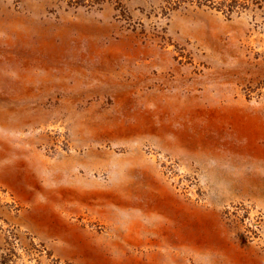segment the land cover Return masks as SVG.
I'll list each match as a JSON object with an SVG mask.
<instances>
[{"label": "rangeland", "instance_id": "1", "mask_svg": "<svg viewBox=\"0 0 264 264\" xmlns=\"http://www.w3.org/2000/svg\"><path fill=\"white\" fill-rule=\"evenodd\" d=\"M230 4L0 0V264H264V0Z\"/></svg>", "mask_w": 264, "mask_h": 264}, {"label": "trees", "instance_id": "2", "mask_svg": "<svg viewBox=\"0 0 264 264\" xmlns=\"http://www.w3.org/2000/svg\"><path fill=\"white\" fill-rule=\"evenodd\" d=\"M205 1H208V0H205ZM213 5H211L212 7ZM236 6V0H232V4H230L229 6H227V9H226V12L228 13H232L234 8Z\"/></svg>", "mask_w": 264, "mask_h": 264}, {"label": "crops", "instance_id": "3", "mask_svg": "<svg viewBox=\"0 0 264 264\" xmlns=\"http://www.w3.org/2000/svg\"><path fill=\"white\" fill-rule=\"evenodd\" d=\"M135 259H137V261L141 260V258H135Z\"/></svg>", "mask_w": 264, "mask_h": 264}]
</instances>
